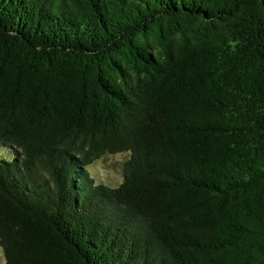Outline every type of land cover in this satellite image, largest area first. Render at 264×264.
Returning <instances> with one entry per match:
<instances>
[{
  "label": "trees",
  "instance_id": "obj_1",
  "mask_svg": "<svg viewBox=\"0 0 264 264\" xmlns=\"http://www.w3.org/2000/svg\"><path fill=\"white\" fill-rule=\"evenodd\" d=\"M1 151L2 264H264V0H0Z\"/></svg>",
  "mask_w": 264,
  "mask_h": 264
},
{
  "label": "rangeland",
  "instance_id": "obj_2",
  "mask_svg": "<svg viewBox=\"0 0 264 264\" xmlns=\"http://www.w3.org/2000/svg\"><path fill=\"white\" fill-rule=\"evenodd\" d=\"M3 151L0 152V154ZM128 157V153H118L107 155L95 161L88 167L90 175L97 183L114 188L119 186L122 181V163ZM4 261L2 250L0 249V264Z\"/></svg>",
  "mask_w": 264,
  "mask_h": 264
}]
</instances>
